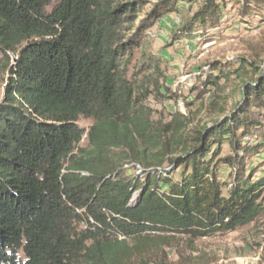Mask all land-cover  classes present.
<instances>
[{
    "label": "trees",
    "instance_id": "1",
    "mask_svg": "<svg viewBox=\"0 0 264 264\" xmlns=\"http://www.w3.org/2000/svg\"><path fill=\"white\" fill-rule=\"evenodd\" d=\"M149 1L0 0V264H154L173 237L264 213V177L247 164L264 154V61L210 65L197 100L232 77L240 99L212 102L209 123L156 119L149 99L177 93L147 31L196 0ZM198 1L173 41L219 27L226 1ZM229 2L264 21V0Z\"/></svg>",
    "mask_w": 264,
    "mask_h": 264
},
{
    "label": "rangeland",
    "instance_id": "2",
    "mask_svg": "<svg viewBox=\"0 0 264 264\" xmlns=\"http://www.w3.org/2000/svg\"><path fill=\"white\" fill-rule=\"evenodd\" d=\"M225 1L218 28L202 33L197 31L192 36L172 40L171 32L177 31L196 11L200 4L196 0L192 4L180 5V14L165 16L148 29L152 52L166 65L167 80L162 83L166 89L177 93L175 101L149 99L148 105L154 110L156 119L167 120L170 113L179 112L190 115L194 125L209 123L213 115L208 106L212 102L217 101L225 108V112H229L240 99L237 93L239 82L232 77L227 82H221L217 89L205 93L201 100H197L195 89H203L200 81L206 78L210 65L217 62L224 66L235 65L241 59L255 63L264 61V21L253 12L239 15L234 4L229 0ZM149 2L146 11L157 0ZM144 15L145 12L137 19V24ZM12 57L10 55V59ZM262 70L264 72V63ZM6 79L7 72L2 61L0 102ZM78 126L87 130L91 121L80 120ZM82 145H85V141ZM247 164L248 169L256 168L254 180L264 177V154L251 157ZM231 176L227 168H222V180L229 183ZM154 264H264V213L255 223L232 233L193 242L184 237H173L164 249V256L159 255L154 259Z\"/></svg>",
    "mask_w": 264,
    "mask_h": 264
}]
</instances>
